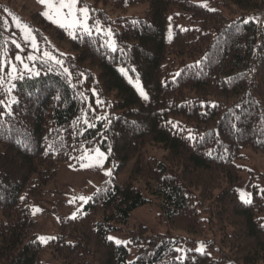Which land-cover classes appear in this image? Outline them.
<instances>
[{
    "label": "trees",
    "instance_id": "obj_1",
    "mask_svg": "<svg viewBox=\"0 0 264 264\" xmlns=\"http://www.w3.org/2000/svg\"><path fill=\"white\" fill-rule=\"evenodd\" d=\"M90 1L105 23L106 7L145 3L146 10L142 18L113 20L116 53L102 46L99 36L73 40L31 12L44 29L67 41L73 55L64 63L87 102L54 68L14 81L10 115L1 113L0 104V264H41L45 253L61 264H224L207 252L189 250L180 257L176 241L142 224L129 231L127 245L136 249V257L128 262L127 245L118 247L106 237L124 231L131 211L152 197L172 230L202 236L209 223L218 230L227 258L264 264V220L258 215L264 214V198L254 189L252 203L245 205L234 188L241 150L250 148L264 157V0H220L238 14L235 18L193 0ZM185 13L198 25H173L167 40V22L175 23ZM5 49L13 55L16 47L0 33V60ZM118 64L138 78L147 101L117 70ZM2 93L0 86V99ZM97 99L105 104L96 108ZM88 103L97 115L108 114L112 123L107 129L104 122L94 129L76 123ZM109 146L113 176L76 219L59 221L55 239L41 244L31 233L30 197L43 194L60 163L86 149L109 151ZM147 146L163 148L164 160L146 156ZM130 161L128 179L117 183ZM139 181L143 190L135 185Z\"/></svg>",
    "mask_w": 264,
    "mask_h": 264
},
{
    "label": "rangeland",
    "instance_id": "obj_2",
    "mask_svg": "<svg viewBox=\"0 0 264 264\" xmlns=\"http://www.w3.org/2000/svg\"><path fill=\"white\" fill-rule=\"evenodd\" d=\"M193 1L201 5L206 4L207 8L214 9L227 18H235L238 16V14L233 12L232 7L223 5L220 0ZM82 4L86 5L89 9L94 10L91 13L93 18L99 19L104 29L107 30L110 28L112 32L113 28L116 26V21L113 22V20L120 17H129L133 19L142 18L144 16V11L146 10L145 3L125 5L118 9H110L109 7H106L104 11L107 14L109 21L105 23L102 22L99 14L95 12L96 8L92 5L90 0L88 2L82 1ZM99 7L101 8V6ZM34 11L39 12L40 14L44 11L43 6L38 4L37 0H0V33L3 35L7 43H11V41L15 39L21 44L22 48H24V52L15 49L13 55L3 56L1 57V60L7 61L10 59L16 64L17 68L21 69V71L22 66L19 62L14 60V57L17 53L26 57V55L31 52V48L24 42L23 34L16 27L17 19L34 30L39 47L42 50L52 52L63 60H65L67 55H73V51L69 48L67 41L57 39L51 30L44 29L42 25L38 24L32 18L31 12ZM197 20L198 19L196 18H191L187 13H185V16L174 18L175 23L169 20L167 22L165 33L167 40L172 36L173 25L177 26L179 29H185L188 26H197ZM53 26L57 27L54 24ZM99 37L101 45L103 46L106 37L102 35ZM61 53L64 55L60 56ZM116 68L121 74V69L123 68L125 70V74L123 75L133 86L138 95L139 92L137 91V86L144 90L138 78L131 74L128 66L118 64ZM10 70V67H6L3 72H0V81H2L1 90H3V97L0 99L3 107L2 114L10 111L11 104L15 100L12 90L14 81L9 80L6 74ZM70 83L71 86L76 88L79 96L83 98L81 95V93H83V95L87 97V94H85L81 88L77 87L78 80L73 78V76ZM9 89H11V91H9ZM142 100L145 101L144 99ZM86 108L87 105L85 104L83 110H86ZM96 148H99L102 152L108 153L107 150L100 147H95L93 150ZM81 153L82 151L78 153L77 157H79ZM144 154L146 156H154L163 161L165 151L163 148L157 146H147ZM77 157L60 163L54 180L43 186V194L30 197L28 201L29 214L34 222L31 226V233H33L36 238L40 236L54 237L57 234L59 221L63 218H71L74 213L76 216L79 215L86 204L81 203L78 199L73 200V198H78L80 196L90 197L104 181L109 180L113 176L114 160L110 155H107L103 168L81 167V163L83 162L78 160ZM132 163L133 161H130L124 167L123 171L116 176L115 180L117 183L121 184L128 179ZM235 163L240 168V179L234 184L239 199L242 192L250 194L252 199L254 189L258 190L261 194V189H264V157L261 153L250 148H243L241 150V158L237 159ZM109 169L112 171L111 177L104 175V171ZM135 185L143 190L144 185L141 181L135 182ZM261 195L264 198V194ZM34 208L40 209L35 215H33ZM258 215L264 220L263 213H259ZM0 218L2 217L0 216ZM138 224H142L148 228L150 232L166 235L176 241L174 244L175 249H183L182 252H178L180 257L189 250L196 251L198 246L203 244L205 246L203 252H207L212 258H222L224 264H241L240 262L232 261L226 257V253L219 242L218 230L213 226L210 228L209 223H206L207 230L202 236H192L181 230H172L161 217L159 205L154 197L151 198L149 203L131 211L129 223L124 231H112L108 235L122 241L131 242V234L129 231H133ZM127 247L129 250L127 261L131 262L136 257V249L131 244L127 245ZM41 264H61V262L54 258L50 253H45L41 259Z\"/></svg>",
    "mask_w": 264,
    "mask_h": 264
},
{
    "label": "snow or ice",
    "instance_id": "obj_3",
    "mask_svg": "<svg viewBox=\"0 0 264 264\" xmlns=\"http://www.w3.org/2000/svg\"><path fill=\"white\" fill-rule=\"evenodd\" d=\"M127 3V0H125ZM37 3L43 6L44 11L41 15L47 19L50 23L56 25L57 27L64 29L67 34L73 39H78L79 35H86L88 37L96 36H104L106 40L104 41L103 46L110 50L112 53L117 52V45L114 39V34L112 30L109 28L107 30L104 29L101 21L99 19H94L92 16V12L94 10L89 9L86 5L82 4V0H37ZM201 7H207L206 4H202ZM211 11H215L214 9H210ZM91 21V23H90ZM251 21L244 20L243 23L247 24ZM256 22L259 20L257 18ZM17 29L23 34V40L26 44H28L31 48V52L26 55V57L21 56L17 53L14 57L16 62L22 66V71L20 68L16 67V64L13 63L10 59L0 60V72H3L6 67H10L11 70L7 72V76L11 81L24 80L26 78L31 79L35 77H39L42 71L52 72L54 68L62 75L68 78L69 82H71V78L73 73L70 71L69 67L65 66L64 60L60 59L57 55H54L52 52L47 50H42L39 47V43L37 37L34 33V30L30 28V26L22 23L18 19L16 20ZM171 39V37H169ZM13 45H15L16 49L20 52H24V48H22L21 44L17 42V40L13 39L11 41ZM4 55L7 56V50L5 49ZM64 54H60L63 56ZM122 74H125V70L121 69ZM177 76L180 73L176 74ZM83 76V73H81ZM0 86H2V81H0ZM11 91V89H9ZM93 96H97V92L95 88L89 89ZM137 91L142 99L147 101L149 99L148 94L139 86H137ZM83 96V93H81ZM84 101L87 102V97H84ZM2 104V102H0ZM104 101H100L97 99L96 108L104 105ZM96 108L93 107L92 104L88 103L86 110H83L82 116L78 119L76 123H83L86 129H94L97 126V122H104V126L107 129L109 125H111L112 121L109 118L107 113L102 115L96 114ZM91 113L92 119L88 118ZM11 114L10 112L8 113ZM95 121V122H94ZM171 123V122H168ZM173 127H177V125H173ZM83 135V133H79ZM189 139L193 137L189 136ZM47 155V152L45 153ZM111 154V147L109 146L108 153L100 151L99 148L95 150L86 149L82 151L81 155L77 157L78 160L82 161L81 167H96L103 168L104 162L107 159V155ZM104 175L111 177L112 171L105 170ZM110 183V181H109ZM102 191L101 189H97V192ZM261 194H264V189H261ZM23 199V198H21ZM78 199L81 203H88L92 197L80 196L78 198H73V200ZM240 199L243 204L250 205L252 203L251 195L248 193H241ZM40 209L34 208L33 215L39 212ZM76 214L74 213L71 219H76ZM41 244H47L49 240L55 239L54 237H46L40 236L37 238ZM107 241L114 243L116 246H126L130 241H122L117 239L111 235L106 237ZM204 245L201 244L198 246L196 251L201 252L203 254ZM177 252H182L183 249H176Z\"/></svg>",
    "mask_w": 264,
    "mask_h": 264
}]
</instances>
